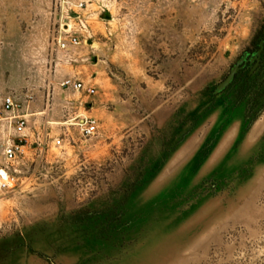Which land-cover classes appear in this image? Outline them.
Listing matches in <instances>:
<instances>
[{"label": "rangeland", "instance_id": "1", "mask_svg": "<svg viewBox=\"0 0 264 264\" xmlns=\"http://www.w3.org/2000/svg\"><path fill=\"white\" fill-rule=\"evenodd\" d=\"M78 1L0 0V98L50 131L0 199V264H264V0Z\"/></svg>", "mask_w": 264, "mask_h": 264}, {"label": "built area", "instance_id": "2", "mask_svg": "<svg viewBox=\"0 0 264 264\" xmlns=\"http://www.w3.org/2000/svg\"><path fill=\"white\" fill-rule=\"evenodd\" d=\"M83 0L76 3L78 10L85 9ZM71 21H74L71 23ZM64 37L55 40L56 49L68 53L71 48L80 46L79 35L86 27L85 19L80 14H75L68 24L63 26ZM60 90H71L85 97L95 94L93 86L85 85L75 78H64L58 83ZM53 95V93H52ZM53 100L54 96H50ZM34 104V97L30 91L18 94L9 92L0 98V199L13 190L17 182L19 168L24 164L30 146L45 147L50 140L48 127L43 126L41 134L30 136V122L28 112ZM75 127L83 136H93L99 130L98 121L92 117H77ZM53 142L60 145L61 137H56Z\"/></svg>", "mask_w": 264, "mask_h": 264}, {"label": "trees", "instance_id": "3", "mask_svg": "<svg viewBox=\"0 0 264 264\" xmlns=\"http://www.w3.org/2000/svg\"><path fill=\"white\" fill-rule=\"evenodd\" d=\"M264 43V23L261 27V30L258 32V34L254 37L253 41H252V46L254 51L256 52L260 49V44ZM263 47H261V51H260V57H264V44L262 45ZM246 77H248V75H246Z\"/></svg>", "mask_w": 264, "mask_h": 264}, {"label": "water", "instance_id": "4", "mask_svg": "<svg viewBox=\"0 0 264 264\" xmlns=\"http://www.w3.org/2000/svg\"><path fill=\"white\" fill-rule=\"evenodd\" d=\"M260 51H261V48L257 51L256 56L254 58H252L253 60H258V56L260 55ZM235 72H236V68L232 70L229 77L227 78V81L231 80V78Z\"/></svg>", "mask_w": 264, "mask_h": 264}, {"label": "bare ground", "instance_id": "5", "mask_svg": "<svg viewBox=\"0 0 264 264\" xmlns=\"http://www.w3.org/2000/svg\"><path fill=\"white\" fill-rule=\"evenodd\" d=\"M28 116H31V115L28 114ZM66 122H67V121H66Z\"/></svg>", "mask_w": 264, "mask_h": 264}]
</instances>
